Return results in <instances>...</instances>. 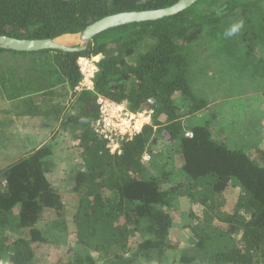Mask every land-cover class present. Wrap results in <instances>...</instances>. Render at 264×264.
Masks as SVG:
<instances>
[{
    "label": "trees",
    "instance_id": "1",
    "mask_svg": "<svg viewBox=\"0 0 264 264\" xmlns=\"http://www.w3.org/2000/svg\"><path fill=\"white\" fill-rule=\"evenodd\" d=\"M177 1L0 0V33L56 38L79 33L113 13L164 8ZM241 21L238 33L225 35ZM195 33L204 40V48L210 37L223 42L240 37L247 46L240 58L241 72L247 71L250 83L258 84L259 76L264 77V0H198L175 15L107 29L77 52L0 48V53L22 58L19 63L0 61L10 86L19 75L29 78L18 98L25 100L28 87L45 74H54L70 103L69 114L58 105L59 130L80 131L74 135L79 157L71 170L70 191L76 200L73 231L65 219L63 194L49 179L56 165L52 146L40 144L19 155L12 152L0 163V264H40L37 245L62 238L68 244L63 243L66 255L56 264H264V146L254 145L251 153L242 142L230 143L219 132L217 112L191 127L192 137L185 135L176 94L185 96L189 114L210 103L189 85L191 58L200 46ZM192 37L196 40H189ZM98 54L103 57L94 90L78 91L83 77L79 58ZM24 62L23 72L8 67ZM257 88L263 92L246 93L256 91L260 98L264 82ZM99 95L131 111L154 108L152 124L132 139H120V152L112 153L108 139L95 131ZM148 99H153L152 105ZM20 105L26 110V102ZM255 108L247 113L248 121ZM37 110L41 116L48 113L42 106ZM166 134L172 145L162 149L159 140ZM8 139L15 141L9 135ZM147 152L157 161L156 170L143 161ZM176 173L181 178L175 182L171 177ZM233 179L239 181L241 192L227 211L224 193ZM182 198L203 207L202 212L190 213L192 222L186 225L190 241L183 247L172 237L174 202ZM46 210L55 212L53 229L42 226L48 222ZM93 252L104 253L106 259L98 261Z\"/></svg>",
    "mask_w": 264,
    "mask_h": 264
},
{
    "label": "rangeland",
    "instance_id": "2",
    "mask_svg": "<svg viewBox=\"0 0 264 264\" xmlns=\"http://www.w3.org/2000/svg\"><path fill=\"white\" fill-rule=\"evenodd\" d=\"M195 37H197L200 46L195 55L193 53L194 46L190 47L191 49L193 48L192 55L194 56L190 57L193 59V63L190 65L191 68L188 72L189 85L197 97L205 98L210 103L204 109L189 114L185 96L180 93L176 94L175 99L181 107L183 125L186 127V131L191 130V127L202 125L206 121L211 120L213 118L212 114L217 112L219 117L216 121L218 120L219 132L222 136H227V140L230 143L242 142V144L252 147H246L252 153L254 145L264 146V99L261 98L264 95L261 94L262 96L258 98V92L246 93V91L258 89L259 93L263 92L257 86L264 82V77L259 76L258 84L250 83L248 82L247 71L241 72L239 68L241 64L240 58L244 53L246 54L247 46H242L244 44L240 40V37L233 38L230 42H223L219 38L210 37L206 48L203 47L204 40L199 39L200 36L197 33H195ZM189 40L193 41L196 38L192 37ZM59 41L67 43L70 46H76L81 43L77 35H64L59 38ZM240 42L242 43L239 46H233L235 43ZM260 48L261 46L258 51H261ZM100 57L103 56L101 55ZM3 60L19 63L22 58L21 56H11L10 53H0V61L2 62ZM26 64L27 62H24L21 65H8V67L23 72L26 71V69L23 70ZM20 76L23 77L21 81H19ZM8 78L0 71V163L4 162L12 152L19 155L25 151L37 148L40 144L52 146L55 152L56 165L54 171L49 175V179L55 188L63 194L65 219L68 222L69 231H73L71 225L76 200L74 194L70 191L73 179L71 170L79 157L77 155L78 150H76L74 145V135L80 134V131L74 129L77 130L74 133L73 128L60 131L58 127L59 113L64 111L69 114L67 107L70 103L66 88L54 74H45L42 77L44 79L41 78L37 85L27 88L30 92L25 96L26 99L23 100L18 98L17 93L23 89L29 78L25 75H19L17 79L15 77L13 82L14 87L10 86L7 81ZM4 82L8 86V90L4 89L2 84ZM41 88L43 90L40 92ZM50 91L53 93H50ZM22 102L27 103L26 110L20 109V103ZM254 104L257 105L255 106ZM58 105L62 107V111H59ZM38 106H42L48 113L41 116L37 110ZM254 107H256L255 112L252 114L251 120L248 121L247 113ZM74 111L75 109L72 107L71 113ZM245 121L246 124L241 127ZM8 135L10 138L15 139L14 143L13 140L10 143ZM39 138L41 139L39 140ZM159 141L162 149L172 145L168 134L160 138ZM157 149L159 148L157 147ZM3 151L8 152L9 155L4 154ZM147 153L148 157L146 158L145 155L143 161L151 170H156L159 168L157 161L153 159L149 152ZM160 159L161 157H158L157 160ZM180 178L181 176L176 173L171 177V180L176 182ZM240 192L239 181L233 179L224 193V198L227 201L225 210H230ZM174 203L172 237L178 240L183 247L188 245L190 241V232L186 227V225L192 222V215L190 213L202 212L203 207L187 198H182ZM54 218L55 212L53 210H46L45 221L48 222L42 223V226L49 225L53 229V221L51 220ZM62 239L63 241L37 245L40 264H56L59 258H63L66 255L63 243L67 240ZM134 240H137V238L133 239L132 242ZM73 241V237H71V242L69 243L68 241V243L70 245L74 244ZM134 248L135 245L132 244L130 252ZM93 255L101 262L106 259V255L101 252H93Z\"/></svg>",
    "mask_w": 264,
    "mask_h": 264
},
{
    "label": "built area",
    "instance_id": "3",
    "mask_svg": "<svg viewBox=\"0 0 264 264\" xmlns=\"http://www.w3.org/2000/svg\"><path fill=\"white\" fill-rule=\"evenodd\" d=\"M98 56L92 58H80L79 64L83 77L77 86V90L91 88L93 79L97 71ZM153 99H148L149 105L153 104ZM99 106V118L95 124V131L109 141V148L112 153L120 152V139L127 137L132 139L141 133L146 125L152 124L154 108L149 106L137 111H131L123 103L111 100L99 95L97 98ZM187 137H192L191 130L185 132ZM148 153H145L143 158Z\"/></svg>",
    "mask_w": 264,
    "mask_h": 264
},
{
    "label": "water",
    "instance_id": "4",
    "mask_svg": "<svg viewBox=\"0 0 264 264\" xmlns=\"http://www.w3.org/2000/svg\"><path fill=\"white\" fill-rule=\"evenodd\" d=\"M198 0H178L174 4L164 8L122 11L104 16L86 26L84 30L76 34L80 44L76 46L67 45L56 38H19L0 33V48L12 51H41V50H60L67 52H77L85 50L90 41L99 33L120 25L134 22H145L158 20L166 16L178 14L179 12L190 7ZM63 36V35H62ZM61 37V36H60Z\"/></svg>",
    "mask_w": 264,
    "mask_h": 264
},
{
    "label": "clouds",
    "instance_id": "5",
    "mask_svg": "<svg viewBox=\"0 0 264 264\" xmlns=\"http://www.w3.org/2000/svg\"><path fill=\"white\" fill-rule=\"evenodd\" d=\"M243 28V22H239V23H236L234 25L231 26L230 29H228L225 33L226 36L228 37H231L233 36L234 34L238 33L241 29ZM93 56H98L99 57V60L101 59V54H98V55H93ZM98 60V62H99ZM98 62H97V70H98ZM97 72V71H96ZM96 74V73H95ZM95 77V76H94ZM88 90H94V79H93V85L91 86V88H87ZM79 91V90H78ZM120 103V102H119ZM144 156V155H143ZM144 160V158H143Z\"/></svg>",
    "mask_w": 264,
    "mask_h": 264
},
{
    "label": "bare ground",
    "instance_id": "6",
    "mask_svg": "<svg viewBox=\"0 0 264 264\" xmlns=\"http://www.w3.org/2000/svg\"><path fill=\"white\" fill-rule=\"evenodd\" d=\"M59 40V39H58ZM92 57H94V56H89V57H86V58H92ZM80 58H84V57H80ZM79 58V59H80ZM78 64H79V61H78ZM79 67H80V64H79ZM80 70H81V67H80ZM82 72V71H81ZM82 76H83V73H82ZM98 98V97H97ZM98 104V103H97Z\"/></svg>",
    "mask_w": 264,
    "mask_h": 264
},
{
    "label": "crops",
    "instance_id": "7",
    "mask_svg": "<svg viewBox=\"0 0 264 264\" xmlns=\"http://www.w3.org/2000/svg\"><path fill=\"white\" fill-rule=\"evenodd\" d=\"M62 37V36H61ZM60 38V37H59ZM41 138H43L42 136H41ZM41 138H39V140L41 139Z\"/></svg>",
    "mask_w": 264,
    "mask_h": 264
}]
</instances>
